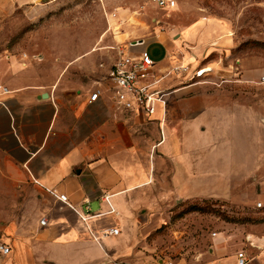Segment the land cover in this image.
I'll return each mask as SVG.
<instances>
[{
  "label": "crops",
  "instance_id": "crops-1",
  "mask_svg": "<svg viewBox=\"0 0 264 264\" xmlns=\"http://www.w3.org/2000/svg\"><path fill=\"white\" fill-rule=\"evenodd\" d=\"M197 1L179 0L170 10L180 15L167 25L155 26L152 6L148 19L150 5L142 11L140 0L116 10L112 46L142 41L133 50L149 51L150 80L170 91L152 115L116 102L114 48L102 80L65 87L47 83L39 55L0 53L8 89H0V243L11 247L0 264H160L172 256L154 233L172 200H225L239 210L262 202L264 216V53H234L230 23L199 11ZM178 61L211 73L180 82L168 73ZM110 227L119 234L96 241L89 233ZM248 235L261 242L264 221L219 219L199 261L177 260L238 264L245 248L248 264H264V243L253 246Z\"/></svg>",
  "mask_w": 264,
  "mask_h": 264
},
{
  "label": "rangeland",
  "instance_id": "rangeland-1",
  "mask_svg": "<svg viewBox=\"0 0 264 264\" xmlns=\"http://www.w3.org/2000/svg\"><path fill=\"white\" fill-rule=\"evenodd\" d=\"M176 1L177 9L179 0ZM127 2L0 0V53L5 57L25 52L39 55L48 64L47 83L51 85L57 82L65 87L100 81L104 65L111 61L110 48L116 41L114 27L121 24L111 14ZM144 6H148L145 11ZM151 6L159 21L153 23L155 26L167 25L172 17L180 15L179 10L162 9L151 0H140V8L148 19L152 16ZM195 6L230 23L231 35L237 41L234 53L256 57L264 53V0H198ZM119 40L124 38L119 36ZM261 209L254 204L239 210L216 199L182 201L173 206L172 200L166 222L154 234L160 239L158 245L163 253L199 261L209 247L206 237L219 219L258 224L264 217Z\"/></svg>",
  "mask_w": 264,
  "mask_h": 264
},
{
  "label": "built area",
  "instance_id": "built-area-1",
  "mask_svg": "<svg viewBox=\"0 0 264 264\" xmlns=\"http://www.w3.org/2000/svg\"><path fill=\"white\" fill-rule=\"evenodd\" d=\"M153 2L162 9H172L176 7V0H153ZM112 17L118 16L117 12L111 14ZM121 22V21H120ZM142 41L136 40L134 42H120L115 46H112L116 50V60L110 71V80L112 83V89L114 90V97L117 103L128 110H144L149 115L154 114L157 111L159 104L165 105L166 95L169 94V90L158 89L154 86L155 82L150 80L153 68L154 60L151 57L149 51L145 48L139 52L133 50L134 46L142 44ZM207 66L192 68L191 63H184L178 61L173 63L168 73H173L179 77L180 82L183 79L195 80L197 78L205 77L211 68L202 72V69ZM261 82H264V75L261 76ZM0 89L8 91L7 87L0 85ZM100 89H96L90 94L89 101H95L100 96ZM61 200L66 203L68 197L65 194L60 195ZM262 202H258L257 206L262 207ZM82 218L87 221L88 214H81ZM42 224L46 223V219L41 220ZM120 230L117 227L105 228L102 230H93L89 228V233L93 239L100 241L103 237L111 234H119ZM213 235L216 233L213 232ZM249 242L254 246L250 235H248ZM11 251V247L6 243H0V252L8 254ZM238 264H248L252 257L247 253V250L241 249L237 252ZM160 264H180L177 258L168 257L164 259Z\"/></svg>",
  "mask_w": 264,
  "mask_h": 264
},
{
  "label": "water",
  "instance_id": "water-1",
  "mask_svg": "<svg viewBox=\"0 0 264 264\" xmlns=\"http://www.w3.org/2000/svg\"><path fill=\"white\" fill-rule=\"evenodd\" d=\"M45 96H47V93H45ZM250 238H251V240H252V242L254 243V245H260L261 244V242L262 243H264V237H262L260 240H261V242H259L257 239H255V238H253V237H251L250 236Z\"/></svg>",
  "mask_w": 264,
  "mask_h": 264
},
{
  "label": "bare ground",
  "instance_id": "bare-ground-1",
  "mask_svg": "<svg viewBox=\"0 0 264 264\" xmlns=\"http://www.w3.org/2000/svg\"><path fill=\"white\" fill-rule=\"evenodd\" d=\"M117 24H118V23H117ZM114 28H115L116 33H118L117 30H119V28H120V24L116 25V27H114ZM208 69H210V67L207 66L206 68L202 69V72H204L205 70H208Z\"/></svg>",
  "mask_w": 264,
  "mask_h": 264
},
{
  "label": "trees",
  "instance_id": "trees-1",
  "mask_svg": "<svg viewBox=\"0 0 264 264\" xmlns=\"http://www.w3.org/2000/svg\"><path fill=\"white\" fill-rule=\"evenodd\" d=\"M261 220L264 221V218H262Z\"/></svg>",
  "mask_w": 264,
  "mask_h": 264
}]
</instances>
